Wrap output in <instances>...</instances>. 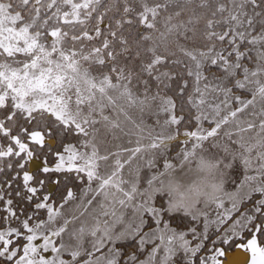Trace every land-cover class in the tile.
Returning <instances> with one entry per match:
<instances>
[{
    "label": "snow or ice",
    "instance_id": "1",
    "mask_svg": "<svg viewBox=\"0 0 264 264\" xmlns=\"http://www.w3.org/2000/svg\"><path fill=\"white\" fill-rule=\"evenodd\" d=\"M0 264H264V0H0Z\"/></svg>",
    "mask_w": 264,
    "mask_h": 264
}]
</instances>
